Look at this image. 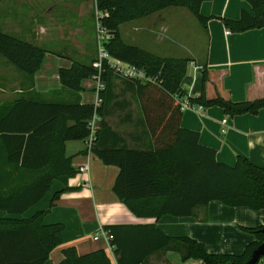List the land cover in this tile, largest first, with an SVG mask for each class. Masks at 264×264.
I'll use <instances>...</instances> for the list:
<instances>
[{"label":"trees","instance_id":"obj_1","mask_svg":"<svg viewBox=\"0 0 264 264\" xmlns=\"http://www.w3.org/2000/svg\"><path fill=\"white\" fill-rule=\"evenodd\" d=\"M208 1L212 0H95L98 22L109 35L105 44L109 56L144 72L153 81L122 78L107 64L100 72L94 67L96 60L90 64L73 61L69 69L60 70L63 90L53 94L57 100L33 89L47 51L0 31V56L26 79L23 94L0 104V211L26 214L45 198L55 181L68 185L77 170L66 155V144L88 139L89 121L95 113L100 121L91 151L105 165L120 169L114 193L136 217H191L211 202L264 210V166L254 165L242 156L233 167L220 163L216 151L201 144L199 133L181 126L183 112L178 100L185 101L182 82L192 60L159 57L126 44L120 33L121 26L170 8L187 9L207 28L215 18L201 13V6ZM245 1L252 6L253 14L243 11L238 20L219 18L231 33L264 28V0ZM96 77L105 84L100 94L103 104L98 108L81 101V83ZM115 80L123 81L138 97L150 147L130 148L106 121V110L117 99ZM208 82L205 67L201 96L186 101L203 108L220 107L232 117L264 111V98L241 103L219 95L208 99ZM5 173L12 177L7 184L1 179ZM59 196H55L51 207ZM47 213L23 222L0 221V264L48 261L51 252L63 244L65 226L43 225ZM105 231L117 264H144L161 251H176L184 261L199 260L203 264H245L264 244V227L248 230L255 241L240 256L210 254L202 243L187 237L171 238L155 225L113 226ZM63 255L60 264H113L103 250L80 255L75 248H68Z\"/></svg>","mask_w":264,"mask_h":264},{"label":"crops","instance_id":"obj_2","mask_svg":"<svg viewBox=\"0 0 264 264\" xmlns=\"http://www.w3.org/2000/svg\"><path fill=\"white\" fill-rule=\"evenodd\" d=\"M88 6L93 9V0H0V31L44 49L41 36L50 35L53 21L70 22V16H75L74 20H82L88 14ZM94 7L96 9L95 0ZM243 11L253 14L252 6L245 0H212L201 6L203 16L215 17L208 22L207 28L201 26L187 9L170 8L121 26L120 33L126 44L159 57L192 60L182 82L185 101L201 96L206 67L208 99L219 95L236 103L251 102L264 98V28L234 34L219 19L238 20ZM79 32L82 30L76 27L74 34ZM36 40L41 43H35ZM96 59L93 55L90 63ZM73 61L69 56H53L47 51L35 75L34 91L55 100L57 96L53 94L63 90L60 70L69 69ZM9 69L12 68L0 58V104L14 101L25 89L22 86L26 80L24 76ZM115 84L117 99L112 108L106 110V121L130 148L150 147L151 139L143 125L138 97L123 81L115 80ZM97 86L94 78L81 83L82 104L95 106ZM194 107L181 109V126L199 133L201 144L215 150L220 163L233 167L242 156L254 165L264 166V111L258 115L232 117L217 106ZM66 155L77 170V175L69 180L68 185L55 181L45 198L26 214L0 211V221L12 222H23L49 211L43 225L65 226L63 244L51 252L45 264H60L64 259L63 251L68 248H75L80 255L103 250L112 263L117 264L114 250L102 234L105 228L113 226L155 225L171 238L187 237L202 243L210 254L234 256L242 255L255 241L249 229L264 227V210L231 208L220 202L198 208L191 217L165 216L160 220L136 217L114 193L120 174L118 167L107 166L90 153L87 140L67 142ZM83 167L87 168L85 172L81 171ZM2 177L4 183L7 179L9 182L12 180L6 173ZM56 195H60L59 199L51 207ZM144 264L203 262L184 261L176 251H161L149 257ZM258 264H264V257Z\"/></svg>","mask_w":264,"mask_h":264},{"label":"rangeland","instance_id":"obj_3","mask_svg":"<svg viewBox=\"0 0 264 264\" xmlns=\"http://www.w3.org/2000/svg\"><path fill=\"white\" fill-rule=\"evenodd\" d=\"M88 8V14L82 20H74L75 16H70L71 21L67 22L65 20H55L51 23L52 32L49 36H41L44 39V49L48 51L49 54L55 56H69L74 59V61L81 62L83 64H89L91 62V57L96 55V58L100 56V47H99V23H98V15L99 13L96 11L94 7L93 0V9ZM22 12V9L18 10ZM56 18V17H55ZM195 20L196 18L193 17ZM197 21V20H196ZM82 22V25H80ZM78 24V26H77ZM61 29H60V28ZM79 28L82 32L78 34H74V29ZM191 27V25H190ZM35 43L40 44L41 42ZM77 51V52H76ZM83 54V55H82ZM82 55V56H81ZM0 58L3 59L1 56ZM53 58V57H52ZM6 61V60H5ZM7 63V62H6ZM9 65V64H8ZM9 71L14 72V74H24L18 72L14 67L10 66ZM11 74V73H10ZM14 77H17L14 75Z\"/></svg>","mask_w":264,"mask_h":264},{"label":"built area","instance_id":"obj_4","mask_svg":"<svg viewBox=\"0 0 264 264\" xmlns=\"http://www.w3.org/2000/svg\"><path fill=\"white\" fill-rule=\"evenodd\" d=\"M100 14L98 15L99 19ZM99 23V22H98ZM99 28V49H100V56L96 59L94 63V67L98 69L100 72L103 68V64H107L113 71H115L120 77L126 78V79H134L137 81H141L143 83L146 82H152L153 80L146 77L144 72L139 71L132 67L131 65L127 63H123L121 61L115 60L111 58L108 54V52L105 49V44L109 40V35L101 28L100 24L98 26ZM97 81V92H98V100L95 104V108L100 107L103 104V99L100 96L101 92L105 90V84L102 82L100 77L94 78ZM181 108L182 110H188V109H195L194 106H192L188 101L181 102ZM202 107H199V110H201ZM100 121V118L98 117V114L95 113L93 118L89 121V128L91 131L90 136L87 139V147L90 153H92V145L94 141L96 140V133L99 129L98 123ZM87 168L83 167L81 168L82 172H85ZM102 234H104V237H106L107 240H109L108 233L103 230ZM96 240H99V237L96 238Z\"/></svg>","mask_w":264,"mask_h":264},{"label":"water","instance_id":"obj_5","mask_svg":"<svg viewBox=\"0 0 264 264\" xmlns=\"http://www.w3.org/2000/svg\"><path fill=\"white\" fill-rule=\"evenodd\" d=\"M262 257H264V244L253 252L250 260L245 264H258Z\"/></svg>","mask_w":264,"mask_h":264}]
</instances>
